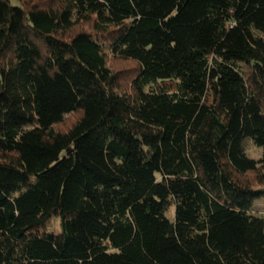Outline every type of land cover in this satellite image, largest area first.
Returning a JSON list of instances; mask_svg holds the SVG:
<instances>
[{"label": "trees", "instance_id": "16d2710c", "mask_svg": "<svg viewBox=\"0 0 264 264\" xmlns=\"http://www.w3.org/2000/svg\"><path fill=\"white\" fill-rule=\"evenodd\" d=\"M261 186L264 0H0V264H264Z\"/></svg>", "mask_w": 264, "mask_h": 264}, {"label": "rangeland", "instance_id": "374dc122", "mask_svg": "<svg viewBox=\"0 0 264 264\" xmlns=\"http://www.w3.org/2000/svg\"><path fill=\"white\" fill-rule=\"evenodd\" d=\"M107 66L110 68V70L119 73L121 75L126 73L129 67L131 66L130 64L126 62H122L119 60H114L111 57H108L107 59ZM76 115H70L65 118L63 124L59 125L56 127V130L58 131H66L68 128H70L74 121H75ZM243 149L244 153L247 158L258 161L261 159L262 156V151L261 149L257 148L251 140H245L243 143ZM262 189L264 190V186L257 187L256 189ZM253 213L255 216L260 217L264 219V196H262L259 199H256L253 202ZM167 219L170 222L174 221V208L172 207L169 212L166 214ZM46 231L49 233H59L60 232V227H59V220L57 219H52L47 225H46Z\"/></svg>", "mask_w": 264, "mask_h": 264}]
</instances>
